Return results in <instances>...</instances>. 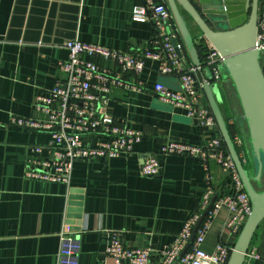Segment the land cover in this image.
Returning a JSON list of instances; mask_svg holds the SVG:
<instances>
[{"label": "crops", "instance_id": "1", "mask_svg": "<svg viewBox=\"0 0 264 264\" xmlns=\"http://www.w3.org/2000/svg\"><path fill=\"white\" fill-rule=\"evenodd\" d=\"M140 2L0 0V264H61L60 234L71 220L67 214L72 188L83 189L80 230L72 231L80 245L78 264H103L112 230L123 231L129 247L159 250L170 244L198 211L206 189L201 157L160 155V175L144 176L140 172L143 160L160 152L167 141L201 145L209 137L183 109L154 95L156 82L172 89H179L180 82L175 77L160 76L153 60L147 62L143 73L146 90L115 89L111 96L110 111L143 132L134 154L77 161L70 184L25 176L31 146L47 144L50 135L17 126L12 117L45 118L34 107L35 98L62 77L58 64L68 59L65 44L70 40L119 50H154L153 23L132 19V9ZM186 18L193 35L200 36L193 20ZM185 53L191 63L186 48ZM205 76L207 73H200L198 79ZM219 86L221 107L229 122L238 115L232 85L226 78ZM212 170L218 192H232L231 177L216 164ZM226 218L224 210L216 215L204 243L207 251L220 241L234 246L238 236L221 233ZM69 224L71 229L73 224ZM252 245L262 258L255 264H264V222Z\"/></svg>", "mask_w": 264, "mask_h": 264}, {"label": "built area", "instance_id": "2", "mask_svg": "<svg viewBox=\"0 0 264 264\" xmlns=\"http://www.w3.org/2000/svg\"><path fill=\"white\" fill-rule=\"evenodd\" d=\"M132 19L151 22L155 35L151 40L155 48L119 50L98 43L70 40L66 42L68 59L58 64L62 77L47 91L39 93L34 107L45 114L44 119L12 117V123L50 135L47 144L31 146L26 160L25 176L29 180L70 184L74 164L77 161H93L98 158H119L135 153V145L141 141L143 132L130 126L128 120L116 117L110 111L112 93L115 89L142 92L147 89L143 73L147 62L157 63L160 76L175 77L179 89H172L158 81L152 86L154 95L165 104L183 109L205 133L207 140L201 145L169 140L157 154H149L140 168L144 176H157L162 171L159 156L201 157L205 164L206 189L201 204L176 234L170 244L159 250L151 247H129L124 241V232L112 230L103 264H227L233 246L218 242L212 251L204 248L209 230L218 213L224 210L227 218L222 235L239 236L252 212L249 195L221 136L217 121L212 115L203 86L206 82L222 85L226 81L223 57L207 43L203 67L188 63L185 44L174 15L166 0H141L132 9ZM198 44L202 40L197 39ZM257 47L264 57V0H260ZM98 60L104 62L101 65ZM208 69L211 81L198 79L202 69ZM229 124L235 126L234 118ZM235 129L234 141L247 163L248 150L243 134ZM212 164H216L233 182V191L220 194L215 184ZM218 195L201 225L189 249L182 255L190 241L195 225ZM61 236L59 262L78 264L80 245L65 223ZM256 246L251 245L243 264H255L261 260Z\"/></svg>", "mask_w": 264, "mask_h": 264}, {"label": "water", "instance_id": "3", "mask_svg": "<svg viewBox=\"0 0 264 264\" xmlns=\"http://www.w3.org/2000/svg\"><path fill=\"white\" fill-rule=\"evenodd\" d=\"M180 30L186 50L197 67H203L198 50V40L214 46L223 57V66L237 96L241 112L234 118L238 130L247 131V150L251 153L253 169L248 170L234 141L230 124L222 110V90L219 85L206 82L203 90L212 115L224 139L240 175L244 189L249 195L252 212L245 222L233 246L227 264H243L253 238L264 222V65L262 52L257 47L260 0H166ZM251 7L250 14L248 13ZM193 20L200 36L191 32L185 13ZM208 81L211 74L208 69ZM244 135V134H243ZM83 189L72 188L67 217L73 232L80 230L83 213ZM218 195L212 198L194 227L192 236L182 255L191 246L197 229ZM79 200V201H78ZM78 220L77 223L74 221ZM77 224V226H76Z\"/></svg>", "mask_w": 264, "mask_h": 264}, {"label": "trees", "instance_id": "4", "mask_svg": "<svg viewBox=\"0 0 264 264\" xmlns=\"http://www.w3.org/2000/svg\"><path fill=\"white\" fill-rule=\"evenodd\" d=\"M186 16H188V14H186V12H184ZM198 50H199V53H200V57H201V60H202V63H204L205 61V56H206V52L208 50V47H207V43L205 41H202V43L198 44ZM98 62L101 64V65H104L105 63H101L102 61L101 60H98ZM263 65H264V59H263ZM232 91H233V94L235 96V100H236V112L237 114H239L241 112V109H240V105H239V102H238V99H237V96L234 92V88H232ZM230 129H231V132L233 134V138H234V132H235V129H236V126H230ZM247 160L250 164H251V168H253V161H252V158H251V153L248 151V157H247ZM246 164V163H245ZM258 185L261 187V188H264V177L262 179V181L260 183H258Z\"/></svg>", "mask_w": 264, "mask_h": 264}, {"label": "rangeland", "instance_id": "5", "mask_svg": "<svg viewBox=\"0 0 264 264\" xmlns=\"http://www.w3.org/2000/svg\"><path fill=\"white\" fill-rule=\"evenodd\" d=\"M263 59H264V57H263ZM225 76H227L226 71H225ZM239 131H241V130H239ZM242 133L244 134V136H246L245 139H247V131L245 130V131L242 132ZM245 141H246V140H245ZM238 148H239V146H238ZM245 148H249V149H250L249 146L247 147V143H246V145H245ZM239 150H240V149H239ZM245 167H246L248 170H250V169H251V164H250V162H249V163H246V164H245Z\"/></svg>", "mask_w": 264, "mask_h": 264}, {"label": "flooded vegetation", "instance_id": "6", "mask_svg": "<svg viewBox=\"0 0 264 264\" xmlns=\"http://www.w3.org/2000/svg\"><path fill=\"white\" fill-rule=\"evenodd\" d=\"M250 11H251V7L249 8V11H248L249 14H250Z\"/></svg>", "mask_w": 264, "mask_h": 264}]
</instances>
